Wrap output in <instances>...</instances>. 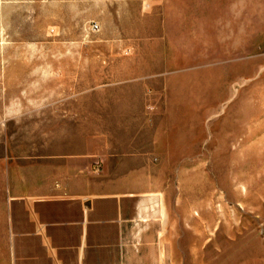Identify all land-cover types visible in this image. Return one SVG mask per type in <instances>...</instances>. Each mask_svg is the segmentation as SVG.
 <instances>
[{
  "label": "rangeland",
  "instance_id": "1",
  "mask_svg": "<svg viewBox=\"0 0 264 264\" xmlns=\"http://www.w3.org/2000/svg\"><path fill=\"white\" fill-rule=\"evenodd\" d=\"M48 116L150 158L164 264H264V0H0L1 166Z\"/></svg>",
  "mask_w": 264,
  "mask_h": 264
},
{
  "label": "crops",
  "instance_id": "2",
  "mask_svg": "<svg viewBox=\"0 0 264 264\" xmlns=\"http://www.w3.org/2000/svg\"><path fill=\"white\" fill-rule=\"evenodd\" d=\"M48 122L42 148L0 165V249L11 264H164L168 222L150 158L105 156L79 126Z\"/></svg>",
  "mask_w": 264,
  "mask_h": 264
},
{
  "label": "built area",
  "instance_id": "3",
  "mask_svg": "<svg viewBox=\"0 0 264 264\" xmlns=\"http://www.w3.org/2000/svg\"><path fill=\"white\" fill-rule=\"evenodd\" d=\"M95 166H94V171L96 172V173H98V174H101V172H102V165L100 164V163H95L94 164Z\"/></svg>",
  "mask_w": 264,
  "mask_h": 264
}]
</instances>
